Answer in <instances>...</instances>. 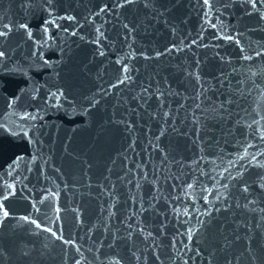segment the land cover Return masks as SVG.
I'll return each mask as SVG.
<instances>
[{
	"label": "water",
	"instance_id": "1",
	"mask_svg": "<svg viewBox=\"0 0 264 264\" xmlns=\"http://www.w3.org/2000/svg\"><path fill=\"white\" fill-rule=\"evenodd\" d=\"M141 1L0 0V264H63Z\"/></svg>",
	"mask_w": 264,
	"mask_h": 264
},
{
	"label": "snow or ice",
	"instance_id": "2",
	"mask_svg": "<svg viewBox=\"0 0 264 264\" xmlns=\"http://www.w3.org/2000/svg\"><path fill=\"white\" fill-rule=\"evenodd\" d=\"M125 2H126V3H131V2H132V0H125ZM205 2H207V0H205ZM2 55H3V53H2V52H0V56H2ZM4 215H5V216H7V215H8V213H7V212H5V213H4Z\"/></svg>",
	"mask_w": 264,
	"mask_h": 264
}]
</instances>
